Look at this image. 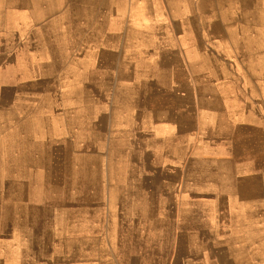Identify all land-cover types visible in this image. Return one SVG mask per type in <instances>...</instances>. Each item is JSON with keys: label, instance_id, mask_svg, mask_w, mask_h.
<instances>
[{"label": "crops", "instance_id": "crops-1", "mask_svg": "<svg viewBox=\"0 0 264 264\" xmlns=\"http://www.w3.org/2000/svg\"><path fill=\"white\" fill-rule=\"evenodd\" d=\"M0 264H264V0H0Z\"/></svg>", "mask_w": 264, "mask_h": 264}]
</instances>
